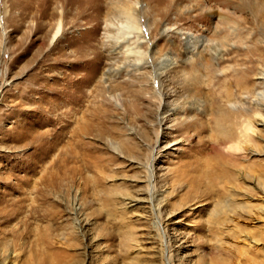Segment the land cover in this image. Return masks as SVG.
<instances>
[{"label": "rangeland", "instance_id": "1", "mask_svg": "<svg viewBox=\"0 0 264 264\" xmlns=\"http://www.w3.org/2000/svg\"><path fill=\"white\" fill-rule=\"evenodd\" d=\"M118 1L0 0V264H34L37 236L80 264H264V24L249 8L173 0L156 19L177 33H148L173 58L160 75L173 95L166 101L197 96L205 108L162 115L160 70L136 67L134 51L108 32ZM141 2L153 22L154 0ZM223 18L234 33L225 48V34H215ZM186 35L202 41L191 48L201 69L185 63ZM244 70L250 85L240 90L231 82ZM75 98L69 129L82 132L92 166L66 169L70 134L59 129ZM223 116L262 120L248 151L219 146Z\"/></svg>", "mask_w": 264, "mask_h": 264}, {"label": "bare ground", "instance_id": "2", "mask_svg": "<svg viewBox=\"0 0 264 264\" xmlns=\"http://www.w3.org/2000/svg\"><path fill=\"white\" fill-rule=\"evenodd\" d=\"M214 1L220 2L225 6H235L237 9L238 8L242 9L243 7L249 8L252 11V14H254V17L257 19V21L264 24V2L262 0H214ZM172 2H173V0H154V2H153L154 6L151 7V13H152V16H154V21L151 22L149 20L150 16L148 14V10L143 7L141 0H136L133 3L130 1H127V0L126 1L119 0L117 3L113 4V6L109 9V11L105 17V20L108 21L111 25H114V24L116 25V26H114L116 28H114L112 26L110 28L111 30L108 31V32H113L112 37L115 40V43H118L120 40H123L125 43L128 44L126 51L129 52L130 49L132 51H134V53L136 55V59H135V66L136 67L141 62L142 63H150L151 62V63H153V65L155 64V66H157L156 70H160V73H157V72L156 73L160 77V83H161L160 92H159L160 97H161V100H164V102H165L164 106H163V110H162V115L168 114L169 112H171V110H173L175 107H177V108H180V113H182V115H179V116L180 117H186L187 115H189L193 111H195V112L200 111L201 112L203 110V108H205V102H204V100H202L201 98H199L197 96H189V95L188 96H178L177 94H175L177 101H173L174 103H168L166 101L168 99V97H172L173 95H172V93L169 94L168 92H165L164 85H163L164 84L163 78H165L164 77L165 75L167 76V72H168L167 68L174 63L173 58H172V56H170L167 53L164 55V54H162V51L159 52L157 46L148 38V33L150 32V29L152 26L154 27V29L152 30L151 35L160 33L163 38H166L170 33L171 34L177 33V31L173 30V26H164L162 24V18L160 20L156 19V16H158L159 14H161V16H163V18H164L170 12H172V10H173ZM224 10H226V9H224ZM213 11H215V10H213ZM240 12H241V10H240ZM207 14L208 15L210 14V10H207V11L200 13L198 16L201 20H207ZM228 19L229 18L221 19V21H220L221 27H218L215 30V34H217V35L225 34V36L221 40L222 47H224V48L227 45H229V44H227V42L229 43L231 38L233 37L232 35H234L233 32L229 31ZM204 22L206 23L207 21H204ZM105 23H107V22H105ZM108 27L106 26V28H108ZM56 28H57V30L55 31L53 36H50L52 42L57 40L58 36L60 35V32L62 30V25L60 24V22H59V26ZM41 31H44V28L38 29V32H41ZM47 37H48L47 33L43 37L42 36L40 37V39L43 41V44L46 42ZM141 39H142V41L145 40V42L147 43V47H148L147 50H142V51L140 50L141 49L140 44L142 42V41H140ZM165 41H166V44H168L167 39H165ZM186 43L189 46V49L184 54L185 63L189 64L192 67L196 66V68L201 69L202 63H200L199 58H201L202 56L198 52V55L201 56L198 58L197 53H193V50H191V48L198 46L199 43H200L199 46L201 47L202 41L199 39H195L194 37H192L190 35H186ZM173 49H175V46H173ZM214 49L216 51V48H214ZM126 51H125V53H126ZM163 56H164V58L162 59ZM211 59H214V58L212 57ZM64 60H66V59H64ZM209 60L207 61V64H206V70L211 71V69H212L211 67H213L214 65L212 66L211 60L210 61ZM56 62L59 64L62 62V60L56 59ZM64 62H62V63H64ZM76 62H77V60H76ZM43 66H45V65L43 64ZM42 67H40V69H39L41 74L44 72ZM153 68H155V67L153 66ZM48 69H49V67H48ZM228 70L229 69L225 68L223 71H228ZM248 72L249 71H247V70L241 71L240 72V74H242L241 78H238L237 76L234 75L233 78H235V80H233L231 83L235 84L240 90L249 89L250 81H249V79H247L244 76ZM236 73L239 74V71L238 72L236 71ZM162 74H164L163 77L160 76ZM260 75H262V74H260ZM95 76H96V72H95V74H93V76L91 78H93V80H94ZM63 96L64 97L70 96V93H66L64 91ZM232 97H233V92L228 91L227 96H226L227 100H231ZM79 101H80L79 98H75L73 103H70L71 105H73V107L69 108V110L65 112V117H63L64 120H63L62 125L60 126V129H59L60 135L62 136L63 139H65V137L68 138L67 134H70L69 135L70 139L66 143L67 144L66 145L67 150L64 151V152H66V154H65V159H64L63 163L65 166V165H69V163L73 162V161H75V162L76 161H79V162L80 161H87L88 164H90L89 165V167H90V166H92V162L90 161V158H92V157H88L89 155L83 149L84 148L83 143L78 139L80 137L79 135H80L81 131L79 132L77 130L69 129L71 123H73V122H71V120H70L71 115H68V114H73L72 110L73 111L75 110L74 107L77 105V103L79 105ZM255 117L257 119V117H261V114L257 113V114H255ZM97 120H98V123H100L101 125L104 123L103 119H101V120L97 119ZM213 120L215 121V119H213ZM57 121H58V119H57ZM221 121H223L222 122L223 124L221 122L217 123L216 129H217L220 137L224 136L225 138L224 137H223V139L220 138L221 140L219 141V146L225 148L226 150L225 149L224 150L230 152L231 154H239V153H242L243 151L246 152L250 149L251 142L253 141L252 139L254 138V136L257 133L256 132V124L260 123L262 120H255L254 121L252 118L251 119L248 118V119H245L244 121L240 122L238 120V118L227 116V117L222 118ZM225 125L226 126L228 125L227 128H225ZM213 128L214 127H212V129ZM235 128H237V129H235ZM39 136L40 135H38V138H39ZM72 141H74V142H72ZM51 147L50 148L48 147V150L47 149L46 150L49 151V149H52ZM216 153L219 157L221 156V154L219 152H216ZM95 162L101 164L103 161L96 158ZM95 165H97V164H95ZM65 167H66V169L68 168V166H65ZM64 174H66V175L68 174L67 170H65V168H64ZM47 182H48V180H47ZM44 236H45V234H44ZM48 241L49 240H47V238L40 239L37 236L34 239V241L32 242L31 259H32L34 264H80L79 259L77 258L74 261V259H75L74 254H70L68 252V250H66V248L64 249V248L60 247L61 249H56V248L53 249L52 247H49ZM41 247H43V248H41ZM77 257H80V255H77ZM71 261H74V262L70 263Z\"/></svg>", "mask_w": 264, "mask_h": 264}]
</instances>
